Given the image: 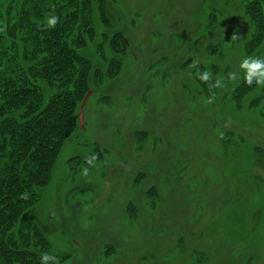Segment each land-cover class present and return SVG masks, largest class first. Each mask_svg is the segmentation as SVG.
Wrapping results in <instances>:
<instances>
[{"label":"rangeland","instance_id":"1","mask_svg":"<svg viewBox=\"0 0 264 264\" xmlns=\"http://www.w3.org/2000/svg\"><path fill=\"white\" fill-rule=\"evenodd\" d=\"M242 1H109L113 29L95 43L110 57L101 35L122 33L119 73L89 90L83 129L38 191L34 222L56 264H264V109L232 101L242 79L228 74L248 56L235 34L207 50L231 24L240 41L250 31Z\"/></svg>","mask_w":264,"mask_h":264},{"label":"trees","instance_id":"2","mask_svg":"<svg viewBox=\"0 0 264 264\" xmlns=\"http://www.w3.org/2000/svg\"><path fill=\"white\" fill-rule=\"evenodd\" d=\"M109 1L0 0V264H41L44 253L51 255L34 222L38 191L50 182L62 148L79 127L86 93L104 77L113 79L119 73L127 50L119 31L100 34L108 39L110 57L95 43L101 27L113 29ZM53 15L59 22L48 29L47 19ZM240 16L251 28L242 41L241 31L231 24L222 42L207 50L214 53L228 44L233 33L245 56L259 53L264 0H243ZM92 44L105 72L88 56ZM231 98L236 107L249 100L247 109H264V87H249L241 80Z\"/></svg>","mask_w":264,"mask_h":264},{"label":"clouds","instance_id":"3","mask_svg":"<svg viewBox=\"0 0 264 264\" xmlns=\"http://www.w3.org/2000/svg\"><path fill=\"white\" fill-rule=\"evenodd\" d=\"M59 22V17L53 15L51 18L47 19V23L45 25L46 28L51 29L56 26ZM233 39L237 38L236 36L232 37ZM242 73V75H240ZM199 79L203 83H210L212 79V73L210 71H204L203 73H198ZM228 79L232 81H236L237 79H242L245 84L251 87L255 84L257 87H264V58L259 56H247L241 60L239 63V73L236 71L230 72L228 74ZM222 86V82L220 79H217L214 84H210V87L219 88ZM213 98H209L206 103H212ZM96 157L92 156L86 158V162L91 164L95 161ZM84 175H88V170H83ZM22 199L27 198V194H23L21 196ZM56 258L54 256L49 255L48 253H44L41 256V264H55Z\"/></svg>","mask_w":264,"mask_h":264},{"label":"water","instance_id":"4","mask_svg":"<svg viewBox=\"0 0 264 264\" xmlns=\"http://www.w3.org/2000/svg\"><path fill=\"white\" fill-rule=\"evenodd\" d=\"M126 45H127V42H126ZM91 95V91H88L85 95V97L83 98L82 102H81V105L79 107V112H78V124H79V127H81L83 129V108L88 100V98L90 97Z\"/></svg>","mask_w":264,"mask_h":264}]
</instances>
